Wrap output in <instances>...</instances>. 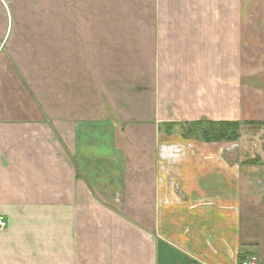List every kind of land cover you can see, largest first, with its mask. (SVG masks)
<instances>
[{
	"label": "crops",
	"instance_id": "0c3cea01",
	"mask_svg": "<svg viewBox=\"0 0 264 264\" xmlns=\"http://www.w3.org/2000/svg\"><path fill=\"white\" fill-rule=\"evenodd\" d=\"M210 20L220 26L213 24L207 33L204 21ZM170 28L175 29L170 37H160L158 30ZM222 30L224 41L218 42ZM161 40L262 47L264 0H0L4 61L8 46L166 44ZM259 63L260 68L240 83L252 87L264 104V60ZM42 106L45 118L40 121L32 114L42 108L32 101L20 105L9 121L0 118V218L5 222L0 227V264H186L201 256L197 243L187 242L181 231L186 220H205L206 226L196 225L203 232L216 220L214 213L225 218L223 228L244 219L230 210L224 217L208 206L200 213L169 207L158 216L155 137L152 151L144 153L152 160L141 171L129 160L128 153L134 154L129 137L125 150L115 148L118 142L111 139L104 152V141L95 138L102 137L89 136L92 145L82 140L84 149L77 152L65 140L69 127L59 115L63 105ZM233 112L237 120L264 121V115L244 118ZM104 158L108 164L100 167ZM84 195L93 196V212L88 222L79 224L80 206L89 207ZM168 224L175 228L171 233ZM131 235L142 241L133 251L123 246ZM169 239L177 247L169 245ZM96 248L101 250L98 256ZM246 248L253 249L256 264H264V241L245 242L237 252L248 253Z\"/></svg>",
	"mask_w": 264,
	"mask_h": 264
},
{
	"label": "rangeland",
	"instance_id": "374dc122",
	"mask_svg": "<svg viewBox=\"0 0 264 264\" xmlns=\"http://www.w3.org/2000/svg\"><path fill=\"white\" fill-rule=\"evenodd\" d=\"M204 22L207 33L213 24L220 26L212 20ZM174 31L170 28L158 33L160 37H170ZM224 31L218 42L224 41ZM240 33L236 32L235 42ZM161 41L167 42L156 46H8L7 61L0 52V118L9 121L12 114H18L20 105L32 101L42 108L32 114L40 121L45 118L42 105L50 108L59 102L63 105L59 115L69 127L65 140L74 144L77 152L84 149L82 140L92 145L89 136L102 137L95 138L104 141V152L109 151L111 139L118 142L115 148L125 150L129 137L134 149V154L128 153L129 160L133 159L134 167L141 171L152 160L144 153L152 151L155 137L153 163L157 187L161 189L157 195L158 216L163 209L175 206L190 213H200L208 206L224 217L225 210L234 212L236 217L238 213L244 216L223 228L225 218L214 213V227L210 220V228L203 232L196 225L206 226L205 220H186L181 231L187 235V242L197 243L201 253L186 264L251 261L256 257L252 248H246L248 253L243 254L237 250L245 242L264 241V121L237 120L233 111L244 118L264 115L259 96L252 87L240 83L260 68L264 46L205 43L211 40L181 45ZM225 109L230 113L225 115ZM203 118L236 121L241 126L237 136L228 133L230 138L225 139L223 129L189 130V123ZM200 131L215 140L192 135ZM107 164L104 158L100 167ZM225 196L229 199L224 200ZM92 197L84 195L88 206ZM74 206L78 211V205ZM79 211V224L88 222L93 212L90 206L81 205ZM174 230L168 224V231ZM158 234L161 236L159 231ZM131 236L123 246L133 251L142 241ZM143 237L147 239L146 235ZM167 242L177 247L174 240ZM95 251L98 256L101 250Z\"/></svg>",
	"mask_w": 264,
	"mask_h": 264
},
{
	"label": "trees",
	"instance_id": "16d2710c",
	"mask_svg": "<svg viewBox=\"0 0 264 264\" xmlns=\"http://www.w3.org/2000/svg\"><path fill=\"white\" fill-rule=\"evenodd\" d=\"M240 126H241L240 123L236 122V121L216 122V121H209V120L203 118V119L199 120V122L189 123V130L192 128L198 129V127H206L209 130H213V131L217 132V131H220L223 129V130H225L226 134L223 133L222 139H225L227 137L230 138V134L237 136V132H238ZM228 133H230V134H228ZM192 135L199 136L200 139L206 138L208 140H215V138L212 135L206 136L203 131H200L199 133L196 132V134H192ZM192 262L193 261H191V263H189V264H192Z\"/></svg>",
	"mask_w": 264,
	"mask_h": 264
},
{
	"label": "built area",
	"instance_id": "2783aa9c",
	"mask_svg": "<svg viewBox=\"0 0 264 264\" xmlns=\"http://www.w3.org/2000/svg\"><path fill=\"white\" fill-rule=\"evenodd\" d=\"M4 224H5V222L3 221V219L0 218V227H3ZM256 262H257V258L254 257V258H252L251 261H246L243 264H255Z\"/></svg>",
	"mask_w": 264,
	"mask_h": 264
}]
</instances>
